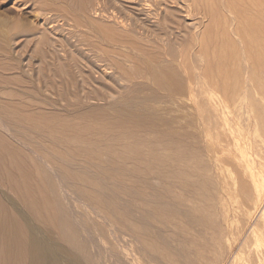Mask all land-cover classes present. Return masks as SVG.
<instances>
[{
    "label": "rangeland",
    "instance_id": "rangeland-1",
    "mask_svg": "<svg viewBox=\"0 0 264 264\" xmlns=\"http://www.w3.org/2000/svg\"><path fill=\"white\" fill-rule=\"evenodd\" d=\"M198 9L0 0V264H264V75L204 94Z\"/></svg>",
    "mask_w": 264,
    "mask_h": 264
},
{
    "label": "bare ground",
    "instance_id": "bare-ground-1",
    "mask_svg": "<svg viewBox=\"0 0 264 264\" xmlns=\"http://www.w3.org/2000/svg\"><path fill=\"white\" fill-rule=\"evenodd\" d=\"M192 1H193V4L196 6L197 9H198V5L202 6V10H204V13L206 15L209 14L208 16H210V20L212 21V22L209 21L210 23H212V25L210 24V27L207 28L206 31H204L205 33L203 32V34H201V37H199V40H198L199 41L198 45L200 44L198 47L201 49L202 53L205 55L204 57L203 56H201V57H203L205 59L206 58L209 59V57L213 56V58L206 61L207 65L204 64V67L206 66L208 68H207V71H206V69H203L204 70L203 73L206 76L203 74L202 79L207 81V83H206L207 85L205 87L202 84L205 87L204 89L202 88L204 90V92L203 91L202 92L204 94H205V92L206 93H211V92L214 93V92H216V90L219 89V88H215L216 86H214V88H212L213 82H210L211 84L209 83V80L214 79V77L216 75V74L214 75V73H213V66L215 65L214 63H217V65H218L217 68H219L218 74H217L219 80L225 81V79H224L225 77H227V80H228V78L230 76L228 68H227L226 72H224L226 67H228V65L231 68V69L229 68L231 73H232L231 75L234 77H237V79H238V77H240L241 79H243V83L244 82H252L255 80V78H259L260 76H261L260 78L263 79L262 76L264 75V0H225L224 1L225 2L224 3L225 9L228 10L229 12L231 11L232 15L234 14L233 23H235V28L232 31L233 33L231 32V34H233L232 36H234V37L230 36V34L224 29L226 22H228V21L224 22L225 20H223V21L220 20L221 8L219 7L218 3H216V1H214V0H191V2ZM199 9H201V8L199 7ZM199 12H200V10H199ZM201 14H203V13H201ZM203 16H205V15H203ZM234 19H235V21H234ZM226 32L228 34H226ZM198 34H197V37H198ZM195 36H191V40L193 39L192 37H195ZM229 36L233 39L232 40L230 38L232 40V42L236 43V44H233L230 42ZM234 39L237 40V42H234L235 41ZM195 41H197V40H195ZM166 42H168V41H166ZM127 43H129V42H127ZM192 43H193V40L191 43H185V44L187 45V44H192ZM132 44H133V42L130 44L131 47H132ZM127 45L129 46V44H127ZM186 45H184L183 47H185ZM128 46H127V49H128ZM196 46L197 45L195 43L194 48H196ZM179 47H182V46H179ZM125 48H126V44H125ZM161 48H162L161 49L162 50V56H164L163 55L164 46ZM185 48L184 49L183 48H181V49L177 48L178 52H176V56H175L177 62H176V60H175V62L172 60H168V61H172L175 64L177 63L178 68H180L184 72V74L187 76V78L189 80H192L193 77H191L192 74L190 71L192 69L187 64L189 61L187 62L188 56H186V53L188 52V49H187L188 47L186 48L187 52L185 51ZM198 51L200 52V50H198ZM209 52L210 53L212 52V55H209L210 54ZM143 53H144V51L141 54H143ZM146 53H147V51L145 52V55H140V57L141 56H143V58H144V56L146 57ZM168 53L172 54L171 51L169 52L167 50V52H166L167 55L165 54V56H169ZM262 53H263V55H262ZM215 54H217V55H215ZM187 55H188V53H187ZM207 55H209V57H207ZM171 56L167 57V59L168 58L171 59ZM185 56L187 57V59ZM147 57H148V55H147ZM153 58L154 57H152L151 59H153ZM149 59L150 58L147 59V62L150 61ZM205 59H204V62H205ZM137 60H138V58H137ZM139 60H138V62H139ZM151 61H153V60H151ZM142 62L145 63L144 61H142ZM154 63H156L155 60H154ZM164 63H167V62L164 61ZM170 64H172V63H170ZM163 67L161 70H165V71H162V72H164V75H165V72H167L168 69H166L165 67H164L165 69H163ZM152 68L154 70V66H152ZM155 68H157V65L155 66ZM205 71H206V73H205ZM227 71H228V73H227ZM156 73H157V71H156ZM224 73H225V76H224ZM157 74H156V76H157ZM162 77H166V76H162ZM154 79H155V77H154ZM163 79H165V78H163ZM213 84L215 85V83H213ZM217 84L218 83H216V85ZM208 85L210 86V88H208L209 87ZM260 88H262V87H259V91L260 90L262 91L263 89H260ZM219 91H220V89L218 90V92ZM190 92H192V91L190 90ZM219 93H222L223 96L229 95V94L231 95L230 89L228 86L226 87V84L224 87H221V92H219ZM235 93H237L238 96L248 94V92L244 86L242 88H240L237 92L235 91ZM247 167H245V169H243V170H246V169L248 170L249 167L248 168ZM257 175H258V177H256V175H255L253 181L256 183V187H257V193H258V196H257L258 200L257 201L262 202L264 200V174H263V172L260 171L257 173ZM248 176H251V175H248ZM261 206H262V204H261ZM261 211H262V209H261ZM24 243H25V240L21 239L20 240L21 248L23 247ZM36 253L38 254V252H36ZM4 263L5 264H26V260L24 258V255L22 254V252L20 253V255H19V253H14L10 250V247L8 246V252L6 253V258L4 259Z\"/></svg>",
    "mask_w": 264,
    "mask_h": 264
}]
</instances>
